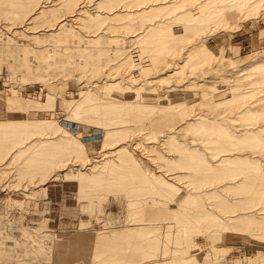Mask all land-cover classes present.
<instances>
[{
    "label": "rangeland",
    "instance_id": "374dc122",
    "mask_svg": "<svg viewBox=\"0 0 264 264\" xmlns=\"http://www.w3.org/2000/svg\"><path fill=\"white\" fill-rule=\"evenodd\" d=\"M262 159L264 0H0V264H264Z\"/></svg>",
    "mask_w": 264,
    "mask_h": 264
},
{
    "label": "bare ground",
    "instance_id": "6f19581e",
    "mask_svg": "<svg viewBox=\"0 0 264 264\" xmlns=\"http://www.w3.org/2000/svg\"><path fill=\"white\" fill-rule=\"evenodd\" d=\"M44 5V4H43ZM40 6V5H39ZM254 100V99H253ZM252 100V101H253ZM250 105V104H249ZM257 106V104H254V106ZM257 108V107H256ZM251 109V108H250ZM247 110H248V108H247ZM252 111V110H251ZM196 119V118H195ZM193 122H189L188 124L189 125H193L195 128H200V127H204L205 125H203V124H201V123H198V124H192ZM255 125V124H254ZM250 127V126H249ZM257 127V126H256ZM260 127V126H259ZM258 127V128H259ZM244 128V127H243ZM248 128V127H247ZM253 128H255L254 126H252L251 127V131H250V135H247L248 137H250V138H252V139H256L258 136H259V134H258V130H255V129H253ZM108 129V128H107ZM204 129H207V127L205 126V128ZM263 135V134H262ZM262 140V139H261ZM65 141V140H64ZM67 142H68V140H67ZM65 143H66V141H65ZM67 144V143H66ZM70 144V143H69ZM34 146V145H33ZM65 147V146H64ZM68 147H70V146H68ZM37 148V147H36ZM61 148H62V146H61ZM67 149V148H66ZM66 149H62L63 151H65ZM70 149V148H69ZM68 150V149H67ZM60 151H61V149H60ZM254 151H255V149H254ZM232 152V151H231ZM234 152V151H233ZM221 153H223V152H221ZM225 153V152H224ZM229 154L231 155V153L229 152ZM234 154V153H233ZM236 154H238V153H236ZM239 155H241V154H239ZM228 156V155H227ZM240 157V156H239ZM32 158H33V156H32ZM31 158V159H32ZM96 158V157H95ZM102 158V157H101ZM220 158H221V156H220ZM219 159V158H218ZM218 159H216L215 161H217ZM225 159V158H224ZM260 159V158H259ZM98 160V159H97ZM220 160V159H219ZM262 160H264V159H262ZM221 161V160H220ZM50 162V161H49ZM94 162V161H93ZM212 162V161H211ZM214 162V161H213ZM225 162V161H224ZM96 163V162H95ZM262 163V162H261ZM212 164V163H211ZM214 164H216V163H214ZM221 164V163H220ZM224 164V163H223ZM90 165H92V164H90ZM203 165V164H202ZM226 165V164H225ZM262 165V164H261ZM214 167V166H213ZM225 168V167H224ZM58 169V168H57ZM212 169V168H211ZM51 173V172H50ZM48 175H49V173H47ZM224 174H228V173H224ZM58 175V174H57ZM52 176H55L54 175V173H51L50 175H49V177H52ZM242 176V175H241ZM48 177V178H49ZM56 177V176H55ZM54 177V179H56ZM245 177V176H244ZM226 178V177H225ZM46 179H47V177H46ZM50 181H51V178H50ZM57 181V180H56ZM123 181V180H122ZM237 181V180H236ZM235 181V182H236ZM52 183V182H51ZM172 183V182H171ZM234 183V182H233ZM49 184V183H48ZM196 184V183H195ZM239 184H242V183H239ZM198 185H200V184H198ZM49 186V188L51 189V187H53V185L52 184H49V185H46V189H47V187ZM54 186H55V184H54ZM224 186V185H223ZM57 187V186H56ZM197 187V186H196ZM213 187V186H212ZM48 188V189H49ZM180 189V188H179ZM192 193V192H191ZM198 194V193H197ZM197 194L195 195V196H197ZM194 196V195H193ZM52 198V197H51ZM188 198V197H187ZM198 199V198H197ZM196 200V199H195ZM192 201V200H191ZM189 202V201H188ZM193 203H195V202H193ZM150 209V208H149ZM157 210V209H156ZM148 211V210H147ZM150 211V210H149ZM148 211V212H149ZM236 215H238V214H236ZM226 216V215H225ZM124 220V219H123ZM68 222V221H67ZM78 222V221H77ZM130 222V221H129ZM71 224V223H70ZM69 224V225H70ZM128 225V224H127ZM130 225V224H129ZM128 227V226H127ZM134 226L132 225V228H133ZM128 228H130V227H128ZM138 228V227H137ZM230 234V233H229ZM97 235V234H96ZM102 236V235H101ZM66 239H68V238H66ZM101 239H103V238H101ZM106 239H108V238H106ZM73 240V239H72ZM78 241V240H77ZM106 241V240H105ZM60 242V241H59ZM104 242V241H103ZM64 243V242H63ZM106 243H107V245L110 243H108L107 241H106ZM97 244V243H96ZM111 244V243H110ZM110 244H109V246H110ZM113 244V243H112ZM102 245V244H101ZM115 245V244H114ZM114 245H113V247H114ZM69 246H72V245H69ZM108 246V247H109ZM63 247V246H62ZM67 247V246H66ZM102 248H103V245L101 246ZM112 247V246H111ZM74 248V247H73ZM105 248H107V247H105ZM94 249H96V247H94ZM98 250V249H97ZM123 257V256H122ZM104 261V260H103ZM104 263V262H103Z\"/></svg>",
    "mask_w": 264,
    "mask_h": 264
}]
</instances>
